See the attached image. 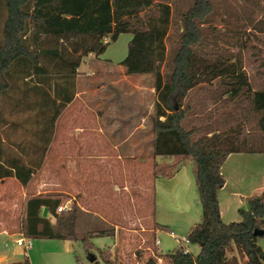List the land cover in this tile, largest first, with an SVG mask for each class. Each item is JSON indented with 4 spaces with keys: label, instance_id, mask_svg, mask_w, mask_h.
<instances>
[{
    "label": "trees",
    "instance_id": "obj_1",
    "mask_svg": "<svg viewBox=\"0 0 264 264\" xmlns=\"http://www.w3.org/2000/svg\"><path fill=\"white\" fill-rule=\"evenodd\" d=\"M253 2L154 0L147 7H124L117 0H0V113L2 99L21 86L23 98L31 99L41 116L30 134L37 139L20 148L22 153L39 150L37 162L25 164L21 158L7 157L0 160V177L27 184L41 165L57 117L73 99L83 58L102 55L120 35L128 34L131 39L120 65L127 75L153 78V156L191 163L202 213L185 237L188 245L198 247L197 254L180 245L165 258L169 264H264V251L257 245L264 234L254 235L255 230L264 232V188L260 196L244 199L247 209L237 210L239 221L223 222L219 198L232 153L206 150L210 134L253 121L257 135L247 131L237 154L264 156V88H251L241 59L249 43L246 35L264 34V0L257 11ZM255 13L260 16L255 18ZM191 59L229 65L232 71L194 87ZM199 93L203 100L194 102L191 94ZM206 98L213 108L198 117ZM174 171L156 172V177H169ZM61 197L47 193L26 201L23 236L80 242L87 257L95 251L102 264H117L109 247L100 250L92 244L95 237H112L113 229L78 233L79 209L72 202L66 211L57 212ZM42 209L53 217V224L41 217ZM143 264L158 263L150 257Z\"/></svg>",
    "mask_w": 264,
    "mask_h": 264
},
{
    "label": "crops",
    "instance_id": "obj_2",
    "mask_svg": "<svg viewBox=\"0 0 264 264\" xmlns=\"http://www.w3.org/2000/svg\"><path fill=\"white\" fill-rule=\"evenodd\" d=\"M122 48L120 55L105 59H101V55H88L86 73L80 71V64L76 71L73 99L57 117L41 165L27 184L21 185L14 177H0V264L22 263L14 256L22 248L16 245V241L27 239L22 234L25 203L31 197L47 193L64 195L66 199L62 206L66 210L72 202L76 204L79 209L76 226L80 220L91 226L95 220L99 221L94 225L98 229L90 228L86 232L113 229V236L109 238L114 246L109 248L112 253L123 251L122 259L117 260L114 254L117 264H143L150 257L159 264L160 258L165 257L166 254L159 250L160 243L155 245L154 241L157 240V229H169L157 222L155 227L143 228L142 215L138 216L135 211L134 214L132 211L128 213V203L133 204V195L143 194L139 191L140 185L148 175L141 177L139 174L142 164L149 156L153 157L152 122L149 121L155 94L152 76L125 73L120 65L126 56ZM218 134L208 136L206 150L214 151L209 139ZM146 141L150 144L149 153L143 149ZM0 152V160L10 157L2 152L1 147ZM28 152H20L22 154L15 158H21L25 164L37 162L39 150ZM248 157L237 154L240 161ZM231 159L232 154L227 161ZM237 163L235 161V166H230V174L239 169ZM244 172L239 173L243 181L246 179ZM176 175L153 179L155 187L161 186L155 202L168 212H175V207L181 208L182 201L173 187L177 184ZM183 177L189 183L188 177ZM170 182L171 187L167 188ZM227 183L225 175L224 188ZM133 189L137 192H132ZM220 201L219 198V209ZM41 217L54 223L46 209H42ZM148 233L153 234L152 243L146 239ZM58 241L66 252L71 250L70 241ZM129 243H133L132 249H128Z\"/></svg>",
    "mask_w": 264,
    "mask_h": 264
},
{
    "label": "rangeland",
    "instance_id": "obj_3",
    "mask_svg": "<svg viewBox=\"0 0 264 264\" xmlns=\"http://www.w3.org/2000/svg\"><path fill=\"white\" fill-rule=\"evenodd\" d=\"M154 0H117L122 6H150ZM252 8L254 10L261 7L260 0H254ZM259 13H255L254 17L258 18ZM246 39H249V43L246 49L241 51V59L243 62L244 70L247 73L251 88L253 90H261L264 88V34H247ZM128 39V41H127ZM131 39L128 34H122L118 40L111 43L106 51L100 56L101 59L109 58L111 55H120V49L127 51V43ZM169 46L166 43V47ZM233 52H237L236 48L231 49ZM83 62L80 66V71L86 73L88 68V59L83 58ZM232 68L229 65L213 66L208 63L200 62L196 59H191V83L192 86H199L209 82L216 81L221 75L229 73ZM153 79V78H152ZM2 99V112L0 113V147L5 155L10 157H19L20 148H25L32 142L31 130L34 128L33 122L40 120L39 110L32 103L31 99H24L23 87L20 86L17 90L9 91ZM192 100L200 101L202 95L191 94ZM203 100V99H201ZM206 102L204 107L198 109L197 115L202 116L208 110H211L212 102L209 98L204 99ZM185 101H180V104H184ZM45 118V116H43ZM5 122V123H2ZM9 122V123H8ZM12 122V123H11ZM24 122H28L24 124ZM151 122V121H149ZM12 125V126H9ZM247 131H251L254 136L257 135L255 131L254 122H250L248 125L237 124L232 128L220 132L218 135H213L209 141L211 142L214 150H228L232 153V158L227 161L224 172L227 179L226 188H224L220 197V215L223 222H237L240 220V216L237 213L238 209L246 210L247 205L244 201L245 198L251 196H260L261 191L264 188V156L248 157L244 160H237V153L239 151L240 141L247 135ZM255 135V136H256ZM145 153L150 152V144H143ZM29 153V152H27ZM149 156V155H148ZM146 156V158L148 157ZM148 158L145 164H142L139 174L141 177L146 176V181H142L140 185V192L142 195H133V204L128 203V213L134 211L138 213V216L142 215L141 225L143 228L155 227V222L165 225L169 230L157 229L156 239L159 241V250L163 254L172 252L179 248V246L185 247L192 254H197L198 247L191 246L180 242L181 238H185L189 230L197 225L201 220V207L198 201V196L195 190L194 180L192 177V165L189 161L179 163L172 158H160L151 157ZM152 158V159H151ZM235 161L238 163V170L233 174L230 170V166H235ZM247 166L248 170H247ZM175 168L174 173L177 175V184L174 187L175 193L181 199V208L174 210L175 212H168L157 206L155 202V196L159 187L153 183V179L157 175L163 173H170ZM242 168L243 170H240ZM157 169V170H156ZM245 171V172H244ZM244 172L246 179H241ZM240 173V174H239ZM183 176H187L189 183L184 180ZM148 178V179H147ZM144 180V179H143ZM166 184V183H165ZM170 185L167 188L171 187ZM166 185H165V189ZM137 192V189H135ZM133 189L132 192H135ZM235 194V197L233 196ZM61 195V194H60ZM63 203L65 202L64 195ZM139 198H138V197ZM230 198V199H228ZM140 200V201H139ZM231 202V203H230ZM62 203V205H63ZM177 206V205H176ZM132 207V208H131ZM185 207V208H184ZM130 208V209H129ZM181 209V210H180ZM179 210V211H178ZM93 226L86 225L85 220L79 221L76 226L78 233H85L88 229H98L95 227L98 224V220ZM95 225V226H94ZM138 236H142L139 234ZM148 242H153V234L148 233ZM31 248L23 250L19 249L14 259L28 264H90L87 260V255L82 249L80 242H72L71 250L66 252L58 240H32L30 239ZM25 242H28L25 239ZM92 244L95 248L100 250L113 247L114 242L111 238L106 236L95 237L92 239ZM155 244V241H154ZM133 243L128 244V249H132ZM257 245L264 251V238H259ZM110 250V248H109ZM111 251V250H110ZM96 257V262L102 264L98 257V254L93 251ZM117 257V260L122 259L123 251L120 254L116 252L111 255ZM116 259V258H115ZM159 264H169L165 257L160 258ZM117 262V261H116Z\"/></svg>",
    "mask_w": 264,
    "mask_h": 264
},
{
    "label": "built area",
    "instance_id": "obj_4",
    "mask_svg": "<svg viewBox=\"0 0 264 264\" xmlns=\"http://www.w3.org/2000/svg\"><path fill=\"white\" fill-rule=\"evenodd\" d=\"M66 211V208H64L63 206H60L57 208V212H64ZM30 239H27L28 242H25V239L24 238H20L16 241V245L18 247H22L24 250L28 249V248H31V244H30ZM180 242L184 243V244H188V241L186 238H181L180 239ZM159 244V241L156 240L155 241V245H158Z\"/></svg>",
    "mask_w": 264,
    "mask_h": 264
},
{
    "label": "water",
    "instance_id": "obj_5",
    "mask_svg": "<svg viewBox=\"0 0 264 264\" xmlns=\"http://www.w3.org/2000/svg\"><path fill=\"white\" fill-rule=\"evenodd\" d=\"M175 109H177V106H175ZM264 234V232L262 231V230H255L254 231V235H256V236H261V235H263ZM87 260H88V262L90 263V264H97V262H96V260H95V257L93 256V255H89L88 257H87Z\"/></svg>",
    "mask_w": 264,
    "mask_h": 264
}]
</instances>
